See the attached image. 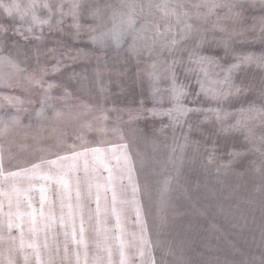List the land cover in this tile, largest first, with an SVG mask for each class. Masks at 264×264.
<instances>
[{"label": "snow or ice", "instance_id": "6c2138e0", "mask_svg": "<svg viewBox=\"0 0 264 264\" xmlns=\"http://www.w3.org/2000/svg\"><path fill=\"white\" fill-rule=\"evenodd\" d=\"M257 27L252 39L264 44V0H0V264H116L114 237L103 227L94 256L70 251L68 228L75 235L76 217L69 202L81 234L85 224L96 233L98 217L101 224L115 217L118 264H129L125 247L135 249L139 264H157L145 204L152 190L140 180L136 139L150 140L155 151L163 140L167 159L160 164L177 173L186 159H199L221 185L238 162L264 173V52L237 47ZM82 39L93 47L68 42ZM93 61L92 71L71 70ZM132 61L140 98L135 107L121 106L103 84L104 73ZM252 65L261 70L258 84L254 73L249 77ZM149 119L160 121L150 134L140 127ZM28 140L30 151L18 143ZM248 155L255 158L241 159ZM171 184L172 177L159 183L161 210ZM208 195L216 198L217 190L208 188ZM219 195L231 192L222 187ZM244 264H264V256Z\"/></svg>", "mask_w": 264, "mask_h": 264}, {"label": "clouds", "instance_id": "9594fccd", "mask_svg": "<svg viewBox=\"0 0 264 264\" xmlns=\"http://www.w3.org/2000/svg\"><path fill=\"white\" fill-rule=\"evenodd\" d=\"M110 2L119 5L123 0ZM107 26L106 23L102 29ZM105 51L111 54L114 50L108 45ZM151 128L144 131L150 134ZM163 144L161 140L160 150L155 151L150 140L133 141L134 153L138 150L142 154L143 163L137 165L141 183H147L152 190V199L146 198L145 204L153 239L158 240L157 264H244L243 259L221 252L219 246H213L208 238V225L212 222L233 235H241L240 208L232 200L234 193L230 191L231 196L227 199L219 195L222 187L229 192L225 180L227 173L221 176V185L216 182L214 174H206L200 168L199 159H186L179 173L171 165L162 167L160 161L167 159ZM166 177H172V184L167 207L161 210L156 200L159 183ZM260 180L264 183V173L260 174ZM208 188L217 190L216 198L208 195ZM161 216L165 218L163 223ZM217 252L220 254L216 255ZM216 256L219 260L213 259Z\"/></svg>", "mask_w": 264, "mask_h": 264}, {"label": "rangeland", "instance_id": "374dc122", "mask_svg": "<svg viewBox=\"0 0 264 264\" xmlns=\"http://www.w3.org/2000/svg\"><path fill=\"white\" fill-rule=\"evenodd\" d=\"M254 12L257 16H259L260 9L259 7L254 9ZM250 23V21H249ZM55 35V34H53ZM260 31L259 27L256 30L249 31L245 33V37L239 38L240 40H245L247 38V42H239L237 43V47L245 52H253L255 54H260L264 52V44H262L259 39L253 40L252 37H259ZM71 44H74L75 47L78 48H88L91 49L93 46L87 42L86 39H82L80 41H68ZM114 50V46L112 47ZM206 52L210 55L222 56L223 51L218 48H207ZM146 56V54H145ZM95 68V62H79L72 65L71 70H75L76 72H81L84 70L92 71ZM137 71V67L135 62L132 61L127 65L117 64L114 66H110V69L104 73L103 84L106 85L110 92L113 94V99H116L117 102L121 106H133L135 107L139 98L141 87L139 84L135 83V74ZM249 77L254 73L255 80L254 83H259L261 70L257 69L254 65L248 68ZM73 86L75 83L72 82ZM100 85H97V89ZM123 87L125 92L123 94L120 93V89ZM119 94V95H117ZM111 103L109 102V105ZM156 124L159 127L160 121H152L151 119L147 121H141L140 127L147 130L149 127H152L153 124ZM18 143L26 144L28 147L26 150H31L32 141H18ZM19 149L17 145H12V151L17 152ZM251 155L242 157L243 161H248L250 159H254ZM238 172H243L242 176L237 175ZM226 183L228 185L229 191L233 192L232 200H234L237 204H239L240 208V236H236L226 231L219 224L217 228L219 230H210L208 234V238L213 246H219L221 252L229 253L231 257L240 258L244 261H250L255 259L259 261V259L264 256V183L260 180V174L256 172L254 169H249L245 171L244 166L241 163H236L233 165V170L227 172L225 176ZM38 197V193L36 194ZM72 204V212L76 217V228L75 235H73V228L71 224L69 225L68 232V247L70 251L75 252L77 249L81 253L87 250L89 257H92L96 254V235L99 233L101 227L104 226H112L115 222L113 220H107L105 218V222L103 224L100 223V218H97L96 222V233L90 232L88 230L87 224H85V231L81 234L79 231V212L75 208L74 202H69ZM95 208V204L92 205ZM69 212L68 205L64 207V213L67 214ZM114 217V216H113ZM112 217V218H113ZM116 220V219H115ZM116 224V223H115ZM215 224L212 222L208 225L211 229V225ZM128 225V224H127ZM125 225V227L127 226ZM41 229V239L39 243H43V225H40ZM105 229V228H104ZM60 235L58 237L59 243L61 245L64 244V228L61 227ZM49 240L51 241V232H49ZM79 241V243H77ZM114 240L109 243V247L111 248V259L118 264L120 260V245L114 244ZM131 247H125L123 249L124 255L129 259V264H139V258L136 255L131 257L128 249ZM126 250L127 252H125ZM134 251V252H133ZM132 254L135 253V249L132 248ZM101 253L105 256L108 253L104 252L103 248H101ZM127 253V254H125ZM219 255L220 253H215Z\"/></svg>", "mask_w": 264, "mask_h": 264}, {"label": "crops", "instance_id": "0c3cea01", "mask_svg": "<svg viewBox=\"0 0 264 264\" xmlns=\"http://www.w3.org/2000/svg\"><path fill=\"white\" fill-rule=\"evenodd\" d=\"M112 220H113V222H115L116 223V220H115V217H113L112 218ZM114 223V225L112 224V226H108V225H106V226H104V228L106 229V230H111V234L113 235V240L115 239V241H114V244H116V245H120V240H121V235H120V229L118 228V227H116V224ZM126 228L128 229V230H132V228H133V225L132 224H128L127 226H126ZM123 239H124V241H125V244H127L128 243V238L127 237H123ZM125 252H127L126 250H124ZM132 248H130V249H128V252L127 253H130V255H131V257L134 255V254H132ZM134 252V251H133ZM127 253H125V254H127Z\"/></svg>", "mask_w": 264, "mask_h": 264}]
</instances>
